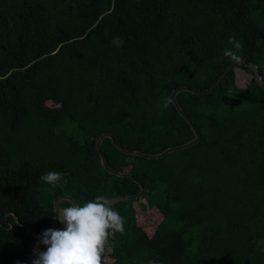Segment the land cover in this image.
<instances>
[{"label": "trees", "instance_id": "obj_1", "mask_svg": "<svg viewBox=\"0 0 264 264\" xmlns=\"http://www.w3.org/2000/svg\"><path fill=\"white\" fill-rule=\"evenodd\" d=\"M241 60L264 79V0H0V264H31L59 196L138 194L105 169L99 137L147 154L193 141L173 91L209 89ZM177 99L198 144L147 159L102 141L144 197L161 185L166 197L112 204L125 231L102 264H264V88L240 65L213 93ZM50 171L61 186L41 179Z\"/></svg>", "mask_w": 264, "mask_h": 264}, {"label": "clouds", "instance_id": "obj_2", "mask_svg": "<svg viewBox=\"0 0 264 264\" xmlns=\"http://www.w3.org/2000/svg\"><path fill=\"white\" fill-rule=\"evenodd\" d=\"M229 42L237 49L240 47L235 37H230ZM122 44L121 38H113L114 46ZM225 55L239 58L232 50H226ZM63 175L50 171L41 179L55 188L61 186ZM56 219L62 227L48 228L40 234L38 245L45 250L34 249L32 264H102L108 238L116 232L123 234L126 223L107 195H98L83 204L73 202L58 207Z\"/></svg>", "mask_w": 264, "mask_h": 264}, {"label": "water", "instance_id": "obj_3", "mask_svg": "<svg viewBox=\"0 0 264 264\" xmlns=\"http://www.w3.org/2000/svg\"><path fill=\"white\" fill-rule=\"evenodd\" d=\"M240 65H247V66L251 67L256 73L257 81L264 88V79H263V77H262V75L260 73V69H259L258 65L253 63V62H249L247 60H241V61H236L232 65H230L227 68L226 72L223 74V76L212 87H210L209 89L198 90V89H195V88H191L189 86H182V87H178L177 89H175L173 91L172 100H173L176 108L178 109L180 114L189 122V124L191 125V127L193 128V130H194V132L196 134V137H195V139L193 141H191V142H189L187 144H184V145L168 148V149H166L165 151H163L162 153H159V154H147V153L140 152V151H137V150L126 149L120 143H118L116 141L115 135L112 134V133H104V134H102L99 137V139L97 141V147H98V151H99V154L101 156L102 163H103L105 169H107L109 172H111L113 174H116V175H119V176L133 178L135 181H137L139 183V186L141 188V190H140V192L138 194L128 195V196H118V197L110 199L111 204H114L115 202H118V201H121V200L141 199L146 194L147 189H146V186H145L144 182H142L141 180H138L134 175H132L130 173H123V172L116 171V170L112 169L109 166V164H108V162L106 160V157H105V155H104V153L102 151V141L105 138H107V137L111 138L112 141L115 143V145L120 150L124 151L125 153L130 154V155L141 156V157H144V158H147V159H161V158H164L165 156L169 155L170 153H173V152H176V151H179V150H183V149H186V148H189V147H191L193 145L198 144L201 141V139H202L201 132H200L199 128L197 127L196 123L192 120V118L180 106V104L178 102V99H177L178 93L182 92V91H190L192 93L199 94V95L211 94L225 81L228 73H230L235 67L240 66ZM62 200H69L72 203L73 202L78 203L70 195H61V196H59L56 199V201H55V206H54V208H55V220H54V224H53L52 228H56L57 225H58V221L56 219V210H57L58 207H60V202ZM108 241H109V238H108ZM108 241H107V244H106V247H105V253H104L102 258H104V257H106L108 255V251H109L108 250L109 249ZM37 247H39L38 240L32 242L30 247H29V249H28V258H29V261H30L31 264H32V260L34 259L33 256H32V251L34 249H36Z\"/></svg>", "mask_w": 264, "mask_h": 264}, {"label": "rangeland", "instance_id": "obj_4", "mask_svg": "<svg viewBox=\"0 0 264 264\" xmlns=\"http://www.w3.org/2000/svg\"><path fill=\"white\" fill-rule=\"evenodd\" d=\"M242 76V73H241ZM166 197L164 194V189L162 187V185L160 186V189H158V191L156 193H154V195H146L145 197H142L141 199V204L142 206H146L149 207L152 205V203L154 202H163L165 201ZM110 250V249H108ZM109 252V251H108Z\"/></svg>", "mask_w": 264, "mask_h": 264}]
</instances>
